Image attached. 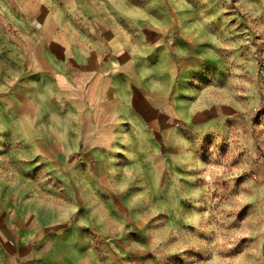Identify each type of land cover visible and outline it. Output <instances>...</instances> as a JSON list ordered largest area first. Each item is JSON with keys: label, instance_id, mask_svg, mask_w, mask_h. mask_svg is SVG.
I'll return each mask as SVG.
<instances>
[{"label": "rangeland", "instance_id": "1", "mask_svg": "<svg viewBox=\"0 0 264 264\" xmlns=\"http://www.w3.org/2000/svg\"><path fill=\"white\" fill-rule=\"evenodd\" d=\"M91 1L130 63L97 131L0 17V264H264V0Z\"/></svg>", "mask_w": 264, "mask_h": 264}, {"label": "crops", "instance_id": "2", "mask_svg": "<svg viewBox=\"0 0 264 264\" xmlns=\"http://www.w3.org/2000/svg\"><path fill=\"white\" fill-rule=\"evenodd\" d=\"M61 1L0 0V17L6 34L11 30L10 33L16 35L9 51L17 57L18 67L31 68L32 76L41 83L61 88L80 109L85 128L97 131L102 115L109 112L114 100L130 85V63L121 61L118 53H113L112 38L106 41L99 36L105 20L95 3L91 0ZM69 8L85 24L84 27L78 25V40L63 30L67 28L65 18ZM56 48L69 59L58 60ZM4 74L7 75V70ZM99 135L95 136L96 141L104 138ZM41 247L32 252L36 258L53 256ZM19 256L22 254L18 258L12 255L9 264L20 260L27 262V254L20 259Z\"/></svg>", "mask_w": 264, "mask_h": 264}]
</instances>
